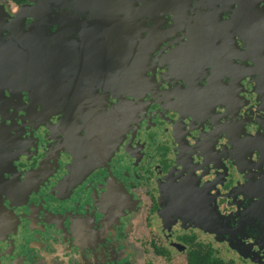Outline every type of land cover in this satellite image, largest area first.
Returning <instances> with one entry per match:
<instances>
[{
    "label": "flooded vegetation",
    "instance_id": "flooded-vegetation-1",
    "mask_svg": "<svg viewBox=\"0 0 264 264\" xmlns=\"http://www.w3.org/2000/svg\"><path fill=\"white\" fill-rule=\"evenodd\" d=\"M0 264H264V0H0Z\"/></svg>",
    "mask_w": 264,
    "mask_h": 264
}]
</instances>
